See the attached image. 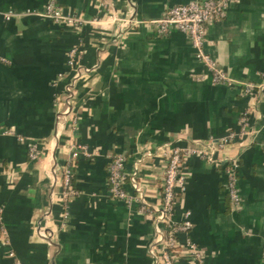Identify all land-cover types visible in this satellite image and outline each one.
<instances>
[{
  "label": "crops",
  "instance_id": "1",
  "mask_svg": "<svg viewBox=\"0 0 264 264\" xmlns=\"http://www.w3.org/2000/svg\"><path fill=\"white\" fill-rule=\"evenodd\" d=\"M51 1L83 21L81 32L39 15ZM190 1L0 0V226L8 240L0 236V264L11 263V251L22 264H153L152 227L138 203L108 196L106 156L123 155L126 171L140 159L145 199L156 206L171 144L195 151L174 202L172 220L189 211L191 222L177 237L175 264H264V94H242V84L264 77V0H239L206 28L204 51L231 85L212 82L186 35L159 36L148 25L119 33L114 20L151 21ZM79 41V63L93 70L78 80L64 115L57 99L72 76L67 54ZM246 112L247 131L214 147L213 163L197 155L238 132ZM30 145L38 161L30 160ZM72 145L99 155H77L71 185L78 195L65 201L62 169ZM235 157L239 209L229 203L221 167ZM187 241L201 263L187 257Z\"/></svg>",
  "mask_w": 264,
  "mask_h": 264
},
{
  "label": "built area",
  "instance_id": "2",
  "mask_svg": "<svg viewBox=\"0 0 264 264\" xmlns=\"http://www.w3.org/2000/svg\"><path fill=\"white\" fill-rule=\"evenodd\" d=\"M239 0H192L184 5H175L167 8L163 15L155 20L144 21L129 16L126 18H115L119 33L128 31L131 28L140 25H148L155 29L157 35L166 36L170 31H178L189 37L196 57L206 65L210 72L212 82L214 84L231 85V80L217 64L210 59L204 51L206 43V28L209 24L221 20L228 9ZM55 24H66L75 27L81 32L83 21L78 17L67 16L55 2L47 3L43 13H40ZM9 19L10 14H6ZM84 54L83 44L79 41L72 47L67 54V65L72 68V76L68 84L65 85L63 96L58 97L57 103L63 106L62 114L70 115L72 112V103L74 100V88L80 77L92 71L79 63L80 58ZM256 92L264 94V77L258 83L242 84V94L252 96ZM73 119L72 124H75ZM248 129V113H244L239 122L238 132L229 133L217 143L209 144V151L197 152V155L209 162L213 163L214 147L223 148L227 146L235 136L241 135ZM264 148V143H263ZM71 158L67 165L62 169V191L64 200L78 195V192L71 185V170L76 161L78 154L88 159H94L99 155L97 150L88 151L85 145L75 146L71 148ZM195 151L191 149H182L177 145H169L165 153V168L160 184L159 204L151 206L147 203L144 195V188L139 181V159L132 166L130 171H126V158L118 153H111L106 156L107 164V185L108 196L116 201L125 202L130 206L133 202L139 205V212L143 214L152 227V235L148 243V255L153 264H175L174 258L180 254L181 250L177 241L180 234H187L191 228L190 212L184 211L180 221L172 220L173 208L175 200L184 194L185 177L183 174L185 159ZM28 156L31 161L35 162L39 159V152L36 145H30ZM239 158L224 159L221 161L222 174L224 175V187L233 209H239L241 206V197L238 191V170ZM55 169V167H54ZM54 175V170H52ZM129 187L133 194L126 191ZM39 237L46 241H50V233L44 226L39 223L37 225ZM0 236L5 244H8L7 233L0 226ZM186 255L192 262L201 263V254L197 245L191 241L186 243ZM10 264H22L20 259L14 252H9Z\"/></svg>",
  "mask_w": 264,
  "mask_h": 264
}]
</instances>
